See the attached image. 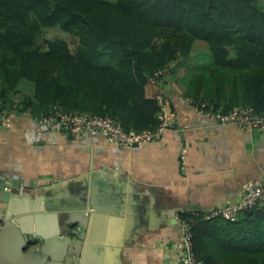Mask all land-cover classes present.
I'll use <instances>...</instances> for the list:
<instances>
[{
    "label": "trees",
    "instance_id": "16d2710c",
    "mask_svg": "<svg viewBox=\"0 0 264 264\" xmlns=\"http://www.w3.org/2000/svg\"><path fill=\"white\" fill-rule=\"evenodd\" d=\"M200 54L210 64L186 78V96L264 111V0H0V117L63 111L156 129L166 73ZM22 84L32 90L19 98ZM181 217L202 264H264V202L236 220Z\"/></svg>",
    "mask_w": 264,
    "mask_h": 264
},
{
    "label": "crops",
    "instance_id": "0c3cea01",
    "mask_svg": "<svg viewBox=\"0 0 264 264\" xmlns=\"http://www.w3.org/2000/svg\"><path fill=\"white\" fill-rule=\"evenodd\" d=\"M197 56L166 73L171 127L142 147L95 130L73 136L28 114L0 122V264H181L177 211L237 202L264 179V131L188 106L186 78L210 64ZM31 234L38 239L25 244Z\"/></svg>",
    "mask_w": 264,
    "mask_h": 264
},
{
    "label": "built area",
    "instance_id": "2783aa9c",
    "mask_svg": "<svg viewBox=\"0 0 264 264\" xmlns=\"http://www.w3.org/2000/svg\"><path fill=\"white\" fill-rule=\"evenodd\" d=\"M188 106L195 112L204 114L220 124L233 123L239 128L248 131H264V111L257 112L253 106L236 107L228 113L214 111L213 107L208 108L205 103H195L190 98L186 99ZM165 108V105L164 107ZM11 115V114H10ZM16 115V113H12ZM9 116L2 115L1 122L6 123ZM161 121L156 129H148L139 132L126 131L120 121L111 116L100 114H69L63 111H57L49 116L36 119L39 124L47 127L56 126L60 130L70 133L73 136H79L87 130L100 132L107 140L120 147H142L145 144L158 141L163 135V131L171 127V122L167 119L165 113L160 117ZM264 202V179L249 182L242 193L241 198L234 203L210 207L204 211H191L197 215L201 214L204 219H213L222 216L229 220H236L239 214ZM187 210L177 211L176 219L180 224L182 257L181 264H202L196 255L192 241L191 223L183 220L181 214Z\"/></svg>",
    "mask_w": 264,
    "mask_h": 264
},
{
    "label": "water",
    "instance_id": "95a60500",
    "mask_svg": "<svg viewBox=\"0 0 264 264\" xmlns=\"http://www.w3.org/2000/svg\"><path fill=\"white\" fill-rule=\"evenodd\" d=\"M10 187H11V182H9V181L4 182V184L2 185V188H5V194L6 195L9 194L8 190H9ZM89 210H91V208H89ZM83 227H85V226H83ZM71 229H73V225H72ZM72 232L73 231L71 230V233ZM84 233L86 234V230L85 231H83L82 229L78 230L76 232V237L77 238L81 237L82 239H84V237L82 236ZM25 238H26L25 244L32 245L34 239H38V235H34V234L26 235ZM26 251H27V248L24 247V252H26ZM36 251H37V249H36ZM68 261H69V259H66L64 264H68ZM82 263H83V260H81V261L79 260L78 264H82ZM12 264H17V263L16 262H12ZM71 264H76V260L74 259V261Z\"/></svg>",
    "mask_w": 264,
    "mask_h": 264
},
{
    "label": "rangeland",
    "instance_id": "374dc122",
    "mask_svg": "<svg viewBox=\"0 0 264 264\" xmlns=\"http://www.w3.org/2000/svg\"><path fill=\"white\" fill-rule=\"evenodd\" d=\"M59 33V32H58ZM57 34V31H55V30H50L49 31V33H48V36L50 37V38H53L55 35ZM210 55L209 54H200L199 55V57L197 56L196 58H199V59H201V60H207V61H209L210 60ZM193 61H195V60H193ZM196 64V63H195ZM190 79H188L185 83L187 84V85H190V88H191V86L193 87L194 85H196L195 83H193V82H188ZM185 81V80H184ZM19 93L16 95L17 97H19V98H22V96H24V95H30L31 94V90H32V88H31V86L29 85V84H22L20 87H19ZM0 122H1V120H0Z\"/></svg>",
    "mask_w": 264,
    "mask_h": 264
}]
</instances>
